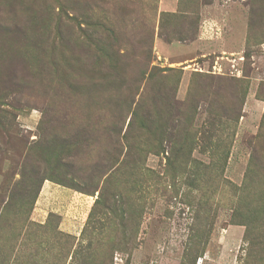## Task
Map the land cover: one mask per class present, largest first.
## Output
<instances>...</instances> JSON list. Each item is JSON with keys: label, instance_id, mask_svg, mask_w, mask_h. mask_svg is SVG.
<instances>
[{"label": "rangeland", "instance_id": "1", "mask_svg": "<svg viewBox=\"0 0 264 264\" xmlns=\"http://www.w3.org/2000/svg\"><path fill=\"white\" fill-rule=\"evenodd\" d=\"M0 264H264V0H0Z\"/></svg>", "mask_w": 264, "mask_h": 264}, {"label": "crops", "instance_id": "2", "mask_svg": "<svg viewBox=\"0 0 264 264\" xmlns=\"http://www.w3.org/2000/svg\"><path fill=\"white\" fill-rule=\"evenodd\" d=\"M48 184L44 185V190L47 191V197L44 198L42 201H44V211L51 209L52 212L55 211L56 214H59L61 216V218L63 219V225H66V221H67V217L64 214V212H62L63 208V204H69L70 207H72V205L76 204H82L84 203V199H82L81 197H79L77 194V192L73 191L72 189H69L65 186L62 185H57V184H52V182H47ZM46 193V192H45ZM76 193V195H74ZM64 196H68L71 198V202H68L66 199H64ZM55 205H57V209L54 210ZM66 207H69L68 205H64ZM49 209H47V208ZM65 223V224H64Z\"/></svg>", "mask_w": 264, "mask_h": 264}, {"label": "trees", "instance_id": "3", "mask_svg": "<svg viewBox=\"0 0 264 264\" xmlns=\"http://www.w3.org/2000/svg\"><path fill=\"white\" fill-rule=\"evenodd\" d=\"M162 92H160L159 94H156L157 96H160Z\"/></svg>", "mask_w": 264, "mask_h": 264}]
</instances>
